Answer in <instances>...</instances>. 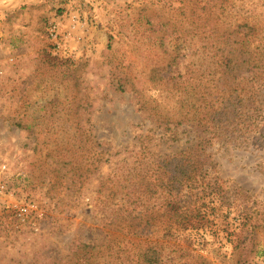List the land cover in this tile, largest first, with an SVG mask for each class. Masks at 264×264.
Segmentation results:
<instances>
[{
    "label": "rangeland",
    "instance_id": "obj_1",
    "mask_svg": "<svg viewBox=\"0 0 264 264\" xmlns=\"http://www.w3.org/2000/svg\"><path fill=\"white\" fill-rule=\"evenodd\" d=\"M191 2L264 29V0H0V149L13 174L0 199V264H67L83 244L101 250V264H139L146 243L160 264H264V146H207L222 186L204 203L209 222L166 214L130 241L104 217L100 189L122 158L133 162L143 144L173 154L193 139L184 123L170 140L166 120L169 91L185 89ZM140 97L153 101L148 113ZM25 202L32 210L20 215ZM175 203L164 194L152 206Z\"/></svg>",
    "mask_w": 264,
    "mask_h": 264
},
{
    "label": "trees",
    "instance_id": "obj_2",
    "mask_svg": "<svg viewBox=\"0 0 264 264\" xmlns=\"http://www.w3.org/2000/svg\"><path fill=\"white\" fill-rule=\"evenodd\" d=\"M206 9L197 11L192 2L185 4V89L169 91L176 106L166 110V120H173L174 125L168 127L169 139L178 140L177 127L185 123L192 141L173 154L156 157L143 144L139 156L131 158L133 162L122 158L111 168L100 189L107 201L103 210L107 226L123 232L130 241L166 214L193 227L201 219L209 222L204 203L209 193L216 195L222 187L210 175L215 168L207 150L211 142L264 146V29L229 18L222 6L214 16ZM177 60L172 58L163 69ZM155 76L153 68L151 79ZM115 84L116 89L126 90L122 78ZM135 92L141 95L138 89ZM140 98V109L147 112V103L153 101ZM144 152L149 156L142 157ZM107 153L110 159L116 155ZM99 154L94 149L91 156L90 166L95 170ZM164 194L181 203L160 212L152 204ZM81 246L84 251L73 250L67 264H101V250L90 244ZM161 258L153 244L137 250L139 264H160Z\"/></svg>",
    "mask_w": 264,
    "mask_h": 264
},
{
    "label": "built area",
    "instance_id": "obj_3",
    "mask_svg": "<svg viewBox=\"0 0 264 264\" xmlns=\"http://www.w3.org/2000/svg\"><path fill=\"white\" fill-rule=\"evenodd\" d=\"M2 72L3 71L0 70V74ZM24 177L25 175H23L22 178ZM12 180H13V174L11 172V167L5 160L3 153L0 149V199L1 200L4 196H6L10 192ZM32 207H33L32 203L25 202L18 207L17 212H19L20 215L27 214L29 213V211L32 210Z\"/></svg>",
    "mask_w": 264,
    "mask_h": 264
}]
</instances>
